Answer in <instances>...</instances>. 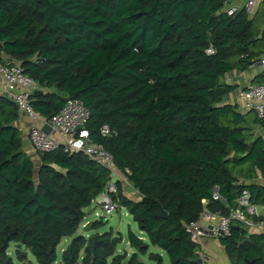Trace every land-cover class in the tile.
Wrapping results in <instances>:
<instances>
[{
  "label": "trees",
  "instance_id": "trees-1",
  "mask_svg": "<svg viewBox=\"0 0 264 264\" xmlns=\"http://www.w3.org/2000/svg\"><path fill=\"white\" fill-rule=\"evenodd\" d=\"M223 6V0H0V63L18 62L42 89L30 102L45 118L67 98L84 103L90 139L138 192L136 200L127 197L117 180L114 199L148 240L128 230L134 252L127 257L116 253L120 232L97 231L102 219L90 223L96 231L88 237L77 233L83 209L111 171L63 145L37 152L36 167L13 124L17 104L0 94V264H14L10 243L21 244L14 250L21 264H31L22 247L38 264H53L63 237L71 239L60 264H145L139 256L150 245L170 264H202L185 225L203 207L226 214L242 190L264 205V186L238 182L255 178L256 170L264 176V140L248 126H264V116L248 121L238 104L226 102L237 85L223 80L259 60L264 29L244 9L227 15ZM103 124L116 135L101 136ZM215 186L226 205L212 198ZM161 209L167 217L158 216ZM235 227L219 240L230 261L264 264V235L240 244L245 231ZM148 258L162 264L159 252Z\"/></svg>",
  "mask_w": 264,
  "mask_h": 264
},
{
  "label": "built area",
  "instance_id": "built-area-1",
  "mask_svg": "<svg viewBox=\"0 0 264 264\" xmlns=\"http://www.w3.org/2000/svg\"><path fill=\"white\" fill-rule=\"evenodd\" d=\"M254 3L255 0H246L240 6L230 0H223V10L227 15H232L239 9L251 13ZM207 52H212V50L208 49ZM253 66L259 67L261 82L246 85L240 93L238 109L242 111L252 110L258 118H263L264 53ZM37 89H39L37 83L23 73L18 62L0 63V93L14 101L17 107L23 110L30 119L39 123V125L32 126L28 130V140L31 147L37 152H48L63 145L64 151H81L90 159L106 167L111 171V179L106 183L104 190L95 198V203L105 212L123 209L124 206L119 204L114 196L117 194L116 180L124 176L118 171L113 156L102 144L90 139L86 127L89 112L84 103L78 98H67L58 111L45 118L34 111L31 106V96ZM45 124L50 126L49 133L42 130ZM54 133L58 134L60 139L54 137ZM99 133L103 137H112L116 135L117 131L108 124H103L99 128ZM212 198L226 205V200L219 194L218 189H212ZM206 203L207 200L202 199L203 206ZM263 215L264 205L253 203L250 200L249 192L242 190L236 198V206L231 208L228 213L212 212L203 207L198 218L185 225V230L191 241L196 244L205 235L219 241L230 234L234 223L252 225L255 222L253 218H260ZM259 223L262 224V221Z\"/></svg>",
  "mask_w": 264,
  "mask_h": 264
},
{
  "label": "crops",
  "instance_id": "crops-1",
  "mask_svg": "<svg viewBox=\"0 0 264 264\" xmlns=\"http://www.w3.org/2000/svg\"><path fill=\"white\" fill-rule=\"evenodd\" d=\"M230 1H232L235 4L240 5V6H242L246 2V0H230ZM260 5L262 7H264V0H255L252 12L250 14H252L255 9L258 10V7ZM255 13L257 14V12H255ZM261 23H262V25H260V29L263 30L264 29V19L262 20ZM259 37H260V35H258V38ZM227 74H230L231 77L228 78ZM227 74H225V77H223L224 82L235 84V85H237V88L226 96V100L225 101L229 102V103H236V104H238V107H239V104H240L239 96H240L241 91L246 87V85L250 84V83H259V82H261L260 69L257 66H252L246 71L233 70L231 72H228ZM238 111H240L241 113H247L246 118H247L248 121L253 120L254 117H255V113L252 110H250V111L249 110L248 111H242V110L238 109ZM250 113L253 114V119H249L248 118ZM13 124H14V126L17 128V130L19 132V135H20V138H21V142H22V149L27 153V155L31 158V160L35 164L38 165L39 164V156H38L37 151H35L31 147V145L29 143L28 130L32 126L39 125V123L34 121V120H32V119H30L23 110H20L18 108V117L14 121ZM248 126L252 129L253 134H254L255 137L260 136L264 140V132H260V131H258L256 129V126H259L264 131V126H261L258 123H251V122L248 123ZM53 136L58 138V139H60V136L58 134H56V133H54ZM238 182L255 183V184L264 186V176L262 175V173L259 170H256V177L255 178H252V179L238 178ZM137 198H135V199H137ZM135 199H133V200H135ZM89 206H87V207H85L83 209L84 212L87 211V208H89ZM253 220L255 222L252 225H248V224L244 225V224H241V223H234V225L244 229L245 236L250 237L252 235H261V234L264 235V215L262 217H260V218H253ZM259 221H262V224H260ZM87 222H90V221L89 220L85 221V223H87ZM115 232H119V231H115ZM135 234L139 238H141L143 241H148L147 237H146V234L144 232H142L141 230H139ZM63 238H65V237H63ZM68 238L71 239V237H68ZM123 240H124V237L122 236L121 243L123 242ZM67 243H68V241H67ZM126 244L129 246L128 239L126 240ZM150 248L153 249L154 246L150 245L149 249ZM116 249H117V247H116ZM149 249H148L147 254L142 255L144 258H147L148 260H150L148 258V253L152 252V251H149ZM63 250H64V247H62V251ZM117 250H116V253H119V254L122 253V252L117 251ZM159 251H162V250H159ZM196 251H197V254H198L199 259L201 260L202 264H233L230 261V259L228 258L227 254L225 252V249L221 245V243L218 240L214 239L213 237H211L209 235H205V236L201 237L200 242L197 244ZM124 252L127 253V257H128L132 252H134V249L129 246L128 250H124ZM160 255L162 257V264H164V258H163V255L161 254V252H160ZM140 257L141 256H139V259H140ZM60 262H61V260H60Z\"/></svg>",
  "mask_w": 264,
  "mask_h": 264
},
{
  "label": "rangeland",
  "instance_id": "rangeland-1",
  "mask_svg": "<svg viewBox=\"0 0 264 264\" xmlns=\"http://www.w3.org/2000/svg\"><path fill=\"white\" fill-rule=\"evenodd\" d=\"M255 12H257V14ZM248 14L250 18L255 19L254 25L257 28H259L262 20L264 19V7L260 5L258 7V10L255 9L252 14L250 13ZM227 75H228V78L231 77L230 74H227ZM248 118L253 119V114L250 113ZM256 129L260 132H264L259 126H256ZM36 167H37V164H36ZM112 178L114 177L112 176ZM119 181L122 186L123 194H125L127 197L131 199H135L138 197V192L134 189L131 182H129L125 177H122L121 179H119ZM93 202L91 203L89 208H87V211L85 212L86 216L80 222L81 224H79L77 232L84 235L85 237H88L90 234L96 231V230H90L89 228L90 223L94 220L102 219L105 222V225L99 228L97 231L102 232V231L109 229L110 227H112L114 231H119L124 237V240L122 243L120 242L121 244L119 243L117 245L118 250L117 249L116 250L122 253L124 252V250H128L129 246L126 244L128 230H131L134 233H137L139 231L137 224L132 219V216L129 214V212L125 208L121 210H113L111 212H105L104 210L100 208V206L97 205V203H95L96 199ZM87 220H89L90 222L85 223V221ZM67 241L69 243L70 238L68 237L62 238L60 243L57 245L56 247L57 260L55 261L54 264L60 263L62 247L64 248L66 247V245L68 244ZM15 245L16 243H10L7 253L13 258L14 264H21V262H19L17 258L15 257V251H14ZM22 250L27 253V259L31 261V264H38L34 255L30 252L29 249L22 247ZM159 250L160 249L155 246L153 249L152 248L149 249V251H152V252H159V253L161 252L164 258V264H167V263L169 264V260H168L166 253L163 251H159ZM140 259L146 264H157L156 261L148 260L147 258H144L143 256H141Z\"/></svg>",
  "mask_w": 264,
  "mask_h": 264
},
{
  "label": "water",
  "instance_id": "water-1",
  "mask_svg": "<svg viewBox=\"0 0 264 264\" xmlns=\"http://www.w3.org/2000/svg\"><path fill=\"white\" fill-rule=\"evenodd\" d=\"M254 39H255V37H251L250 40H254ZM41 93H42V90L41 89H37V90H35L33 92V95H39ZM42 130L44 132H46V133H49L50 132V126L47 125V124H45V125H43ZM240 141H243V139L241 138ZM228 183H230V181H228ZM214 189H217V186H215ZM158 216L165 218V217H167V213H166V211H164V210L161 209L159 211V213H158ZM235 228H238V226H236ZM246 241H249V237L248 236H244V238L240 241V244H244ZM20 246H21V244L20 243H17L15 245V248H19ZM253 260L254 259L245 260V264H252L253 263ZM199 263H201V260L200 259H199Z\"/></svg>",
  "mask_w": 264,
  "mask_h": 264
}]
</instances>
